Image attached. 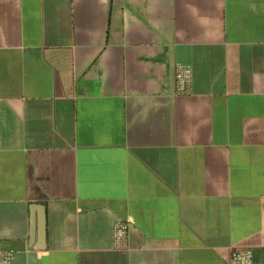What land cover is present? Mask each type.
<instances>
[{"label":"crops","instance_id":"obj_1","mask_svg":"<svg viewBox=\"0 0 264 264\" xmlns=\"http://www.w3.org/2000/svg\"><path fill=\"white\" fill-rule=\"evenodd\" d=\"M238 247L264 264V0H0L11 264H231Z\"/></svg>","mask_w":264,"mask_h":264},{"label":"built area","instance_id":"obj_2","mask_svg":"<svg viewBox=\"0 0 264 264\" xmlns=\"http://www.w3.org/2000/svg\"><path fill=\"white\" fill-rule=\"evenodd\" d=\"M192 81V70L186 66H177L175 71V85L178 93H187L190 90ZM129 223L119 221L113 226V241L117 249L128 246ZM14 259V252L0 251V264H11ZM231 264H253V251L250 248H234L231 256Z\"/></svg>","mask_w":264,"mask_h":264}]
</instances>
